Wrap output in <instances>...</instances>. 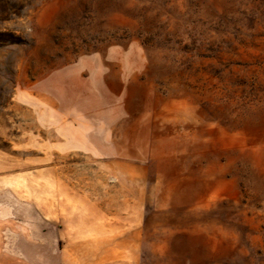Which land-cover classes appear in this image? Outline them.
<instances>
[{
  "label": "rangeland",
  "instance_id": "rangeland-1",
  "mask_svg": "<svg viewBox=\"0 0 264 264\" xmlns=\"http://www.w3.org/2000/svg\"><path fill=\"white\" fill-rule=\"evenodd\" d=\"M134 208L109 264H264V0H0V264Z\"/></svg>",
  "mask_w": 264,
  "mask_h": 264
},
{
  "label": "crops",
  "instance_id": "crops-1",
  "mask_svg": "<svg viewBox=\"0 0 264 264\" xmlns=\"http://www.w3.org/2000/svg\"><path fill=\"white\" fill-rule=\"evenodd\" d=\"M86 63L88 62H85L84 64ZM77 70L83 72L85 67L80 66ZM96 70V79L93 81H97V83L92 84V80L89 79L84 82L81 88L85 91H98L107 94V91L112 90L108 87L109 84L106 85L101 82V75L103 72L107 71V69L98 67ZM97 97H99L98 94ZM96 113L98 115H113L114 118L112 122L119 121L120 117L123 115L121 105L98 106ZM106 135H103V132L101 131L99 134H95L94 137L103 139ZM142 192L144 193V191ZM142 192L135 189L131 190V193L134 195L137 194V196ZM133 210V212H128L127 214H124V216L121 211H114L117 215L110 217L107 211H97L96 216L90 215L89 217H84V219H87L88 221L81 223L83 229H80L79 233L75 234V238L69 241L70 244L68 247L64 246V250H71L79 254L81 260L83 259V262L78 264H109V261L113 260V251L115 248L128 251L129 260L135 261L137 259L140 245V229L138 226L139 221L133 222L134 219L139 218V211H136L135 208ZM129 219L133 220L129 221ZM114 220L119 221L115 222ZM122 223L125 224L124 230H122ZM59 240L60 239L58 238V241ZM94 251H99L102 255L99 257L98 255H95L94 257Z\"/></svg>",
  "mask_w": 264,
  "mask_h": 264
}]
</instances>
